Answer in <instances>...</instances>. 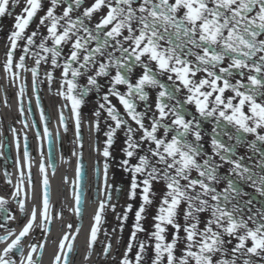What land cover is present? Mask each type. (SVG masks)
<instances>
[{
    "label": "snow or ice",
    "instance_id": "obj_1",
    "mask_svg": "<svg viewBox=\"0 0 264 264\" xmlns=\"http://www.w3.org/2000/svg\"><path fill=\"white\" fill-rule=\"evenodd\" d=\"M18 3L0 0V17L11 14L10 7ZM84 3L50 0L37 30L27 34L43 2L25 0L7 37L3 68L12 82L20 78L17 69L30 72L34 85L39 82L42 63H50L52 70L45 71L48 81H53L56 69H61L58 95L70 102L77 130L85 97L99 91L101 80H107L102 96L105 103L99 109L105 110L113 123L105 133L103 155L111 156L114 137L124 129L127 158L121 166L131 173L130 198L135 199L141 189L143 201L135 213V230L120 264H143L149 247L154 251L151 264H255L253 257H264V210L245 214V208L252 212L249 206L254 197L244 199L250 193L243 185H250L264 197V147H260L264 146V0H93L87 7ZM105 9L92 24L94 16ZM40 27L46 28V35L40 33ZM21 47L23 54L17 60L16 51ZM29 56L34 59L32 67L26 64ZM137 68L142 72L133 79ZM81 78H86L85 85L79 84ZM25 87L22 84L19 89L21 112ZM151 90H156L154 107ZM182 91L186 94L180 99ZM229 92L231 95L226 94ZM110 97L119 101L124 113ZM189 105L194 106L199 118L189 111ZM100 114V110L95 112L96 117ZM209 120L214 122L211 152L203 144V124ZM95 126L99 130V120ZM229 126L235 131H229ZM44 134L51 137L47 126ZM246 134L255 138L249 141ZM245 145L259 153L255 167L246 163L251 156L238 153ZM16 147L19 150V136ZM133 158L137 161L134 164ZM28 167L31 180L30 164ZM104 168L107 187L108 163ZM5 175L11 184L10 176ZM24 179L21 166L10 198L27 215ZM155 184H163L164 194L153 218L154 230L148 240L138 241L137 233L145 231L141 221L146 207L153 203ZM43 186L40 225H36V208L18 233L0 223L5 233L0 235V264H40L35 257L38 250L42 257L44 245H29L25 255L23 241L35 226L50 230L46 175ZM75 196L79 214L82 193L77 191ZM8 203L9 199L0 196V212L5 213V220H15L5 207ZM109 206L115 210V205ZM105 208L106 202L101 201L90 231V249L97 241ZM131 210L129 204L127 211ZM127 218L125 212L123 219ZM169 226L174 230L170 239ZM69 241L65 234L54 264H70L75 236ZM134 242L138 251L133 260L128 254L133 252ZM111 248L109 242L103 254L110 255Z\"/></svg>",
    "mask_w": 264,
    "mask_h": 264
},
{
    "label": "flooded vegetation",
    "instance_id": "obj_2",
    "mask_svg": "<svg viewBox=\"0 0 264 264\" xmlns=\"http://www.w3.org/2000/svg\"><path fill=\"white\" fill-rule=\"evenodd\" d=\"M43 8L37 13L36 17H41L45 14L47 7L50 6V0H42ZM12 21H9L5 25H11ZM39 24V21L37 25ZM32 22L30 23V26ZM37 25L35 26V30H37ZM39 31L41 34L46 35V28L40 27ZM23 45V43H21ZM67 51V50H65ZM26 64L28 67L34 66V59L29 56L26 58ZM50 63L43 64L41 66V74L39 77L38 84H33V78L30 72H22L29 80L26 83L25 91L23 98H25L26 103L22 100V105L26 104V107L23 106V110L26 111V116L23 118V121L19 128H14L16 130L15 133L12 132L13 128L7 127L0 129V145H3L0 148V152L3 155H0V196H4L9 199V203L5 206L9 213L15 216V220H5V213L0 212V223H6L13 228L18 233L23 226L27 223V219L31 214L33 208L37 209V221L36 225H40V211L42 206V194L44 191L43 180L45 175L49 181V174L54 173L55 167L50 163L49 160V151L47 148V143L45 141L44 134V125L43 118L38 115V117H34L31 115V109L29 105V99L34 97L40 101V106L36 104L35 108L37 111L40 109L44 110L45 120L47 121L46 110H52V103L55 101L57 104V108L59 107L66 113L71 110L70 102L64 100L62 96L58 95L59 84H62L60 79L61 69H56L54 76L56 77L53 81H48L45 76V71H51ZM82 79V78H81ZM29 85V86H27ZM105 91H93L89 93L85 97V103L80 108V119L81 124H88V120L86 114L84 113V107L87 103H95L99 105L101 103H105L102 100V96ZM22 98V99H23ZM1 104V103H0ZM65 105H68L65 107ZM52 107V108H51ZM70 108V109H69ZM0 114H1V106H0ZM72 117H68L66 115L65 121L67 130H65V126L63 121H61V132L62 134L57 133V139L55 142L54 149V158L59 159L62 158L65 162H70L77 155H81L83 146L80 145L79 140L74 136L69 134V130H71V126L73 125L70 120H73V123L76 124L75 115L72 111ZM61 120V118H60ZM53 121L47 122L48 125L52 124ZM2 126V125H1ZM77 130V128H76ZM78 131V130H77ZM79 132L77 133V137ZM19 136L20 147L19 150L16 147V137ZM25 136L27 137V152L28 156H25ZM77 144V145H76ZM98 145V141L96 143ZM19 161V163H18ZM29 164L31 166V174L32 179L29 180L28 172H29ZM43 165L44 170L42 171L41 166ZM23 166L25 172V179L23 188L28 193V198L26 200V213H21L18 203L10 198L11 193L14 190V186L19 181V171L20 167ZM39 175H37V172ZM8 174L11 178V184L7 183L8 177L5 174ZM62 197L60 198V202L57 200L53 201L52 193L53 190L49 189L50 194V209L49 214L51 216V224L48 225L50 230L45 231L42 226H35L33 230L29 233L27 238L23 241L25 246V255H27L29 245L33 243L43 244V255L40 256L39 250L36 254L35 258H39L40 262L45 254V250L47 248V241L49 235L53 232L55 226H59V231L56 237L53 239V257L58 254L59 244L64 237L65 234H68L70 237L75 236V229L81 225V221L76 216L75 212V200L73 192L74 190H61ZM64 191V192H63ZM69 193L73 195L70 198V202H66L65 194ZM71 226V227H69ZM5 234L3 230H0V235ZM75 241L73 242V248L70 252V262L73 260L75 255L74 249ZM3 245H0L2 248Z\"/></svg>",
    "mask_w": 264,
    "mask_h": 264
},
{
    "label": "rangeland",
    "instance_id": "obj_3",
    "mask_svg": "<svg viewBox=\"0 0 264 264\" xmlns=\"http://www.w3.org/2000/svg\"><path fill=\"white\" fill-rule=\"evenodd\" d=\"M93 0H85L84 7L89 6ZM25 6V0H19V3L14 6L10 7V13L11 14H6L3 17H0V54L2 55L3 60L5 61V52L7 50L8 46V35L10 34L11 31L14 30V24H15V18L17 15H20L22 12L23 7ZM61 6V10H62ZM106 12L105 10H102L101 12L97 13L93 20L92 24H95L99 17L104 15ZM9 21H12L11 25H5ZM39 21V17H35L32 21V25L28 27L26 30L27 34H30L32 31H35V26L37 25ZM20 43H24L21 41ZM22 47L18 48L16 51V58L18 60L19 56L22 55ZM142 72V69L137 68L135 69L133 73V79L136 78L138 74ZM162 79L166 80V77H162ZM14 83L10 81L9 82V89L4 88L5 94H10L13 93L14 91ZM87 83L86 78H82L79 80V84L85 85ZM101 84L103 87L99 91H106L108 84L107 80H101ZM121 90H124L123 86H121ZM95 91V90H94ZM155 91L156 90H151V95L150 99L153 102V107H154V100H155ZM98 92V91H97ZM185 92H181L179 94L180 99H183ZM227 95H231V93H226ZM112 104L116 105V107L120 110L121 113H124L123 106L119 103V101L115 97H110ZM65 100V99H64ZM141 109L143 108V103L140 105ZM189 111L197 115L198 113L195 112V108L192 105L188 106ZM97 110H100V116L96 117L95 112ZM84 113L86 114L88 124L85 125L87 128V139L88 141H91L93 137L97 138L99 149L98 151H94L93 153L97 156L100 157L101 163H102V168H103V176H104V183H102V190H104L103 198L102 201L106 202V208L105 212L103 214L102 222L100 224V230L98 232V237H97V244L96 247H99V251H102L104 248V245L106 243L111 242V244L114 246V251L111 255L108 257H104L100 262L101 259L96 262V264H120L121 259L123 258L127 245L130 241L131 238V233L135 230L134 225L136 223V218H135V213L139 209V206L141 205L142 198L140 195L141 189L137 190V196L135 199L130 198L129 195V190H130V183H131V173H129L127 170H125L124 167L121 166L122 160L126 159L127 157L125 156L124 153V148L126 147L125 144V130L120 129L117 131L114 139V145L109 148V151L111 152L110 157H104L103 155V150L106 146V135L105 133L108 131V125L112 124L113 122L108 118L107 112L105 110L99 109L98 105L95 103H87L86 106L84 107ZM127 118V117H126ZM199 118V117H198ZM99 120V130L96 129V121ZM11 123L10 121H5L6 123ZM15 123V122H12ZM129 123L132 124L133 127H136L134 122H132L129 119ZM214 127V122L213 121H204L203 128H204V147L207 151L211 152V145H210V138H211V129ZM229 131L234 132L235 129L231 128L229 126ZM70 134V133H69ZM71 135V134H70ZM139 135V133L137 134ZM247 135V134H246ZM255 137L252 135H247V140L251 141ZM223 139L227 141V137H223ZM234 143V141H232ZM260 146V145H258ZM264 147V146H260ZM96 150V149H95ZM238 153L241 155H245V157L251 156V160L246 159V163H248L250 166L255 167V164L259 161L260 156L258 152H254L253 150L249 149L246 145L242 146L238 149ZM137 161L133 158L131 160V163H136ZM105 163H108L109 169H108V175H107V187L105 184ZM227 166H225L224 171H226ZM256 171H259V169H256ZM195 175V173H194ZM93 184H94V178H93ZM120 184H125V192L123 195V198L121 201L116 202L112 201L111 203L107 202L106 200V190H109V188H112L113 190L117 189V186ZM244 190L250 193L249 197H244V199H249L253 198V204L250 205L249 207L252 209V212L249 213L248 209L245 208V214H254L257 209L264 210V197H260L258 194L255 193L254 189L251 188L250 185H243ZM153 203L149 206L146 207V212L143 214V219L141 221L142 226L145 228L144 232H138L137 233V240H148L149 239V234L154 230L153 225L155 223L154 221V216L157 214L159 203L163 197L164 190H163V184H155L153 187ZM93 201H95L93 197ZM131 204L132 205V210L127 211V206ZM109 205H115V210L112 209ZM127 212V220L123 219V214ZM181 223H183V220L181 219ZM173 229L171 226H169L168 229V235L169 239L171 238V235L173 233ZM183 235V233H181ZM235 241H233V244ZM231 247V246H229ZM138 251V248L135 246L134 242V247H133V252L129 253V257L134 260L135 253ZM154 257V251L152 247H149L147 250V253L144 257L143 264H151L152 258ZM253 260L255 261V264H264V257H253Z\"/></svg>",
    "mask_w": 264,
    "mask_h": 264
},
{
    "label": "bare ground",
    "instance_id": "obj_4",
    "mask_svg": "<svg viewBox=\"0 0 264 264\" xmlns=\"http://www.w3.org/2000/svg\"><path fill=\"white\" fill-rule=\"evenodd\" d=\"M4 61L1 58L0 54V86L1 90L3 92L2 94V111L0 116V129L4 126H1L2 122H5L6 120H9L13 123L14 128H18L20 125V122L15 120V118H18L19 110H18V96L13 91L11 94H4V88L9 89V82L10 77L5 72L3 68ZM18 80V79H17ZM16 80V81H17ZM15 81V82H16ZM16 90V86L13 88ZM7 101V103H5ZM53 107V108H52ZM52 112L53 117L55 119V123L53 125V128L58 134H62L61 130L59 129V112L57 108V104L54 101L52 103ZM15 120V121H14ZM5 128V127H4ZM85 157L87 158L89 162V168H90V174H89V181L87 186V202H86V211H85V221L82 224L79 230L75 233V255L73 260L70 262V264H96V262L102 261L103 257L99 254L97 250L94 248H89V239H90V231L91 227L94 224V216L96 212L99 209V204L101 202L102 196L98 201L93 202L92 199V190L94 189L93 186V164L94 161H97L91 154L90 145L86 144L85 146ZM76 160L75 157L70 162H65L62 160V158H59V166L57 168V171L52 173L50 175L51 183H52V190H53V200L56 202L57 200L60 202V198L62 197V191L61 190H73L76 185ZM37 175H38V171ZM69 177V178H68ZM64 192V191H63ZM73 195L69 193L66 195V202H70V198ZM59 226H55L53 232L49 235L48 241H47V248L45 250V254L40 262V264H54V258H53V239L57 236L59 231ZM99 262V263H100Z\"/></svg>",
    "mask_w": 264,
    "mask_h": 264
},
{
    "label": "water",
    "instance_id": "obj_5",
    "mask_svg": "<svg viewBox=\"0 0 264 264\" xmlns=\"http://www.w3.org/2000/svg\"><path fill=\"white\" fill-rule=\"evenodd\" d=\"M87 175H88L87 163L79 162V170H78L79 186L77 190L82 193L81 208L83 207L85 203V190H86V183H87ZM96 182L97 183L99 182V167L98 166L96 167Z\"/></svg>",
    "mask_w": 264,
    "mask_h": 264
}]
</instances>
